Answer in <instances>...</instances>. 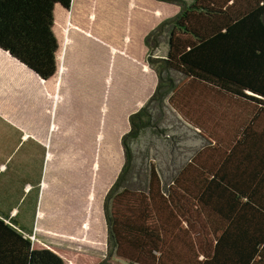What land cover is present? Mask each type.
Masks as SVG:
<instances>
[{
    "label": "trees",
    "instance_id": "1",
    "mask_svg": "<svg viewBox=\"0 0 264 264\" xmlns=\"http://www.w3.org/2000/svg\"><path fill=\"white\" fill-rule=\"evenodd\" d=\"M72 1L0 0V47L52 78L55 13ZM162 1L180 9L145 36L168 48L149 53L158 84L122 136L107 255L43 243L0 216V264H264V0ZM168 104L204 139L169 168Z\"/></svg>",
    "mask_w": 264,
    "mask_h": 264
},
{
    "label": "crops",
    "instance_id": "2",
    "mask_svg": "<svg viewBox=\"0 0 264 264\" xmlns=\"http://www.w3.org/2000/svg\"><path fill=\"white\" fill-rule=\"evenodd\" d=\"M97 51L103 54V48ZM68 52L69 67L65 60L44 79L0 47V216L33 239L82 250L83 243L95 247L102 243L100 235H108L105 196L97 202L91 166L103 152L94 145L101 147L109 129L107 121L90 119V108L77 107V99L83 100L86 90L105 88L108 66L81 67L82 54L75 48ZM83 69L89 74L85 79ZM145 76L147 81L148 72ZM134 85L131 90L141 89ZM139 96L124 107L132 108L128 120L147 101ZM128 120L114 125L120 143L131 127ZM98 175L96 169L95 184L102 185ZM105 246L108 250V241Z\"/></svg>",
    "mask_w": 264,
    "mask_h": 264
},
{
    "label": "rangeland",
    "instance_id": "3",
    "mask_svg": "<svg viewBox=\"0 0 264 264\" xmlns=\"http://www.w3.org/2000/svg\"><path fill=\"white\" fill-rule=\"evenodd\" d=\"M78 6L81 8L78 9ZM179 9V4L162 0H73L70 9L58 7L56 10L54 30L59 41L57 53L59 70L61 63H64L69 55L68 51L73 48L78 51L77 54H82V57L79 58L83 60L81 67L92 68V66L101 64L108 66L105 80L102 79V85L105 88L86 90L88 94H86V99L81 101L77 99V107L90 108L88 113L90 119H93L94 122L98 119L103 124L105 121L108 123V139H102L101 147L97 143L94 145L95 150L97 148L103 150L102 155L98 154L93 157L91 166L93 169L92 182L94 181L92 186H94L97 202H101L106 196L107 189L109 190L117 178L125 161L124 146L120 143L121 140L114 130L115 123L128 120V111H131L132 108L124 109V107L134 95H140L139 99L147 97L146 100H148L157 87L158 73L150 65L148 55L151 53L153 56H164L168 48L167 37L166 35L162 36L160 45L150 49L145 43V36L163 19L175 15ZM100 48H103V54L97 51ZM99 58L102 60L99 61ZM65 66L69 67L67 60ZM65 70H69V68ZM86 72L87 69H83L81 76L84 79L89 75ZM145 72H148L147 81H145ZM172 73L177 79L181 77L178 72ZM55 79V83L58 84V78ZM133 83L134 86L138 85L141 89L131 90L130 87ZM93 85L95 86L94 81ZM236 105V102L232 103L233 108ZM129 107L131 106L129 105ZM192 110L195 109L192 108ZM165 120L169 125V138L174 139L168 149L169 159L163 162V165L169 168L173 165L171 158L174 155L181 156L184 153L185 156L193 148L200 147L204 139L198 134V129L191 127L184 113H179L169 104ZM98 140L100 139L94 138V143ZM105 149L109 151L107 154ZM96 169L99 171L97 182L103 181L102 185L95 184ZM94 211L96 210L94 209ZM107 236V234L100 235L102 243L99 242L95 247L93 243L86 242V244H82L84 247L82 250L76 251L105 257L107 255V246H105L108 241ZM69 264L81 263L73 259L69 261Z\"/></svg>",
    "mask_w": 264,
    "mask_h": 264
}]
</instances>
